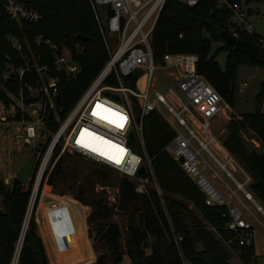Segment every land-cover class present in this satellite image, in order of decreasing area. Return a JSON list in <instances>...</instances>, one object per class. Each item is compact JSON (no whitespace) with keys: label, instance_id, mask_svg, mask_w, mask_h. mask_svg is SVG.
<instances>
[{"label":"trees","instance_id":"1","mask_svg":"<svg viewBox=\"0 0 264 264\" xmlns=\"http://www.w3.org/2000/svg\"><path fill=\"white\" fill-rule=\"evenodd\" d=\"M4 1L6 0H0V99L6 98L4 88L17 90L13 79L5 84L3 73L9 59L6 55L17 63H23L8 40V35L18 37L24 43L25 52H29V48L38 52L44 50L49 57L51 52L47 49L48 46L43 42L39 43L37 37H50L68 47L80 64L79 71L61 83L58 105L62 108L61 116L64 117L110 56L91 0H19L41 14L37 21L13 19L5 11ZM230 18L231 10L217 0H198L195 4H188L183 0H166L152 34V45L155 57L159 60L166 52H196L199 55L197 70L234 107L240 90L238 66L254 64L264 68V42L259 40V34H242L243 38L253 40L261 46L254 58L227 43L221 30H230ZM217 41L222 42L220 48L227 51L225 67L221 66L215 57L216 51L212 49L213 42ZM263 98L264 81L256 94L254 111L239 116L232 114L222 140L225 147L252 175L250 189L264 206ZM137 115L142 122L143 141L136 138L131 142L146 160L151 159L155 181L162 193L155 186L148 188V193H139L135 190L133 177L124 176L120 180L121 196L118 206L125 213H130L127 218L128 237L125 247L121 243L120 224L111 217L115 204L108 206L102 197L86 200L81 192L77 194L83 201L94 206L89 222L96 230L99 240L105 244L106 251L93 264H121L125 255L131 259L132 264H232L226 240L233 232L225 228L228 217L223 213L226 207L207 205L204 194L166 150V145L175 135V130L166 119L156 111L140 116L139 106ZM50 126L54 130L57 128V124ZM246 129L252 130L256 135L261 150L247 146L242 133ZM47 144L48 140L43 143L40 141L36 150H44ZM59 150L60 147H57L54 157ZM69 159L68 152L60 155L47 172L42 185L55 189L69 177L71 167L76 178L78 165L69 166ZM32 185L33 179L27 185L16 176L9 182L0 178V194L3 195L4 206L0 211V264H13L23 232ZM46 201L42 204L43 214L50 209L49 195ZM82 206L76 203V207ZM51 222L53 219L46 226L52 245L49 253L52 263L66 264L70 262L75 248L84 247L85 240L73 242L62 232L54 236L49 230ZM36 227L35 217L31 216L17 264H48L45 246ZM177 235L182 236L178 242L175 241ZM150 236H154L152 243L149 241ZM254 247L235 245L231 248L237 250L245 264H250L258 259L254 254Z\"/></svg>","mask_w":264,"mask_h":264},{"label":"built area","instance_id":"2","mask_svg":"<svg viewBox=\"0 0 264 264\" xmlns=\"http://www.w3.org/2000/svg\"><path fill=\"white\" fill-rule=\"evenodd\" d=\"M165 1L91 0L110 56L64 117L61 116L62 108L58 105L61 83L73 77L80 69L72 51L50 37L39 35L38 42L48 46L51 56L44 50L33 51L29 46V52H25L24 43L10 34V42L23 63H17L6 55L9 59L3 74L5 78L11 77L9 81L13 79L17 90L7 89L6 98L0 99V137L7 140L9 149L32 146L33 151L37 152V163L31 177V196L35 193L36 185L41 186L50 171V163L54 160L57 147H60L61 152L67 148L73 149L98 164L106 163L119 172L136 178L135 190L139 193H148L149 182L154 183L162 193L155 181L151 159L146 160L131 142L136 138L143 141V127L138 120L137 107H140V116L156 111L175 130L166 150L204 194L207 205L226 207L223 213L228 217L225 228L233 232L226 240L227 245L255 246L256 227L249 216L258 218L249 205L240 199L237 190L241 189L263 216L264 206L250 189L252 175L211 128L214 118L222 111H231L232 107L197 70L199 55L196 52H166L160 60L155 57L152 34ZM183 1L195 4L198 0ZM217 1L231 10L229 32L237 37H242L243 33L246 36L257 34L252 22L248 20L249 9L243 2ZM3 4L5 11L18 21H37L41 16L35 8L19 0H6ZM101 7L104 8L105 17H102ZM261 38L260 36V41ZM156 67L167 69L170 82L164 91L157 90L155 97H151L150 87ZM243 84H247V80ZM107 90L119 93L121 98L107 94ZM121 116L126 119L121 120ZM52 124H57L56 130L47 132ZM193 124H197L205 135H200ZM131 132L135 134L132 139ZM43 139L48 140L47 146L44 150H36ZM193 139L198 142V147ZM102 142L108 144L103 148L107 154L96 150ZM212 142L224 151L225 159H220L210 148ZM203 149L208 156L203 153ZM210 158L234 180L237 188L225 184L226 190H223L218 186L212 175L219 174ZM142 163L146 166L145 175L138 173ZM229 163L234 170L236 165L242 171L243 180L234 175ZM211 170L214 172L211 173ZM13 177V174L7 175L5 181L9 182ZM29 220L27 221L26 212L23 235L17 244L19 249ZM181 239L182 236L177 235L175 241ZM19 249L17 257L15 253L13 264L18 262Z\"/></svg>","mask_w":264,"mask_h":264},{"label":"rangeland","instance_id":"3","mask_svg":"<svg viewBox=\"0 0 264 264\" xmlns=\"http://www.w3.org/2000/svg\"><path fill=\"white\" fill-rule=\"evenodd\" d=\"M243 4L247 9H249L248 20L252 22L254 29L257 34L264 38V0H242ZM102 10V17H105ZM261 41L264 42V39ZM222 42H213L212 49L216 51L215 57L219 61L222 67L226 66L227 61V51L220 48ZM167 69L156 67L154 70V77L152 80V85L150 87L151 97H155V92L157 90L164 91L169 85L170 76L166 74ZM238 84L240 90L236 96V104L232 107L231 111H222L218 116L212 121V132L217 138L224 137L226 133L227 123L232 117V114L239 116L242 113L252 112L255 109V97L257 92L261 88V83L264 81V68L256 66L254 64H240L238 66ZM145 79V75H143ZM247 80V84H243V81ZM2 87V86H1ZM3 88V87H2ZM5 91L7 89L4 88ZM264 107V98L261 104V108ZM197 132L204 136L205 132L193 124ZM181 128L189 134L183 126ZM47 132L53 131L52 126H49ZM244 140L249 148H256L261 150V145L258 138L253 133L252 130L246 129L243 132ZM42 140V139H41ZM43 139L42 143L45 142ZM47 141V140H46ZM196 147L199 146L198 142L193 139ZM210 148L217 154L220 159H225L224 151L216 146L214 142L210 143ZM34 148L32 146H23L21 149L13 148L9 149V144L7 140L0 137V178L5 180V176H16L17 169L29 158L33 153ZM68 152L70 155V161H68L69 166L72 164L78 165V171L76 172V178L74 177L72 168L70 169L69 177L62 183L59 184L55 189L47 188L44 184L39 191L35 192L31 198L27 208V221L31 216L35 217L36 220V232L39 234L43 240L48 264L52 263V257L49 254L52 251V245L49 237L48 227L46 226L48 222L53 219L50 224V233L54 236L62 232L67 234L73 242L77 240H85V245L82 249L75 248L72 254L70 262L66 264H93L95 263L97 257L106 251L105 244L102 240H99L96 230L92 227L89 222V215L93 210V205L83 201L77 196L81 195L86 199L92 198H103L108 206L115 204L114 211L111 217L117 220L121 228V243L122 246H126V241L128 237L127 232V218L130 217V213H125L124 210L118 206V201L121 196L119 192V182L124 177L127 176L112 167H105L102 164L96 163L91 158L80 154L73 149L67 148L63 152L59 150L58 154L54 157V160L50 163L49 170L59 159L60 155ZM203 153L208 156V153L203 149ZM215 164V170L219 176L212 175L215 182L220 188L226 190L225 184L229 185L231 188H237L234 180L226 174V172L217 164ZM229 168L233 171L234 175L243 180L244 174L235 165V170L232 164H228ZM211 173L214 171L211 170ZM128 177V176H127ZM12 180V179H10ZM136 183V179L133 178ZM27 185L29 183H26ZM33 186V185H32ZM148 188L154 187L155 184L149 182L147 184ZM156 187V186H155ZM47 191V194L44 192ZM240 199L249 205L250 209L258 216H262V213L253 201L245 197L244 192L241 189L237 190ZM50 197V209L47 213L43 214L42 204L46 201V197ZM259 201V199H257ZM83 205L82 207H76V203ZM260 202V201H259ZM261 203V202H260ZM191 207L196 210L194 205ZM4 209L3 206V195L0 194V211ZM256 227V245L254 247V254L258 256L256 262L250 264H263L264 260V225H262L254 216H249ZM28 224H26L27 228ZM39 232V233H38ZM217 234V232H216ZM150 243L154 241V236L149 237ZM231 251V261L232 264H245L239 257L237 250L232 249L230 246L227 247ZM150 249L148 248L147 251ZM126 256V255H125ZM121 264H132L131 259L124 257Z\"/></svg>","mask_w":264,"mask_h":264},{"label":"water","instance_id":"4","mask_svg":"<svg viewBox=\"0 0 264 264\" xmlns=\"http://www.w3.org/2000/svg\"><path fill=\"white\" fill-rule=\"evenodd\" d=\"M221 35L223 36L224 40L227 43L233 45L235 48L241 49L242 51L250 55L252 58H254L261 49V46L257 42L250 40V39L237 37L226 29L221 30ZM80 36L85 37L83 35H80ZM8 40L9 41L11 40V35H8ZM10 78H11L10 76H7L5 78V84H8ZM106 93L111 96L116 97L117 99L121 98L119 93L117 92L107 90ZM57 99H59V96H57ZM134 137H135V134L131 132L130 138L132 139ZM36 163H37V152L33 151V153L29 156V158L16 171V177H18L24 184L29 183L34 173ZM102 165L107 168L110 167L106 163H102ZM146 172H147L146 166L144 163H142L138 170V173L141 175H145ZM39 188L40 186L38 187L37 191H39ZM20 249H21V246H20ZM20 249H19V252H20Z\"/></svg>","mask_w":264,"mask_h":264},{"label":"bare ground","instance_id":"5","mask_svg":"<svg viewBox=\"0 0 264 264\" xmlns=\"http://www.w3.org/2000/svg\"><path fill=\"white\" fill-rule=\"evenodd\" d=\"M107 146H108V144H106L105 142H102L100 145H98L96 150L99 151L101 154H107V152L103 150V148H105ZM36 186H37L36 188L38 189V185H36ZM36 188H35V192L37 191ZM18 249H19V246L17 247L16 257H17V254H18Z\"/></svg>","mask_w":264,"mask_h":264},{"label":"crops","instance_id":"6","mask_svg":"<svg viewBox=\"0 0 264 264\" xmlns=\"http://www.w3.org/2000/svg\"><path fill=\"white\" fill-rule=\"evenodd\" d=\"M262 37V36H261ZM263 38V37H262ZM264 39V38H263ZM18 170V169H17ZM256 215V214H255ZM257 216V218H258V220L257 221H259L262 225H264V216L262 215V216H258V215H256ZM124 257H126V259L127 258H129L127 255L126 256H124ZM124 259V258H123ZM123 261V260H122Z\"/></svg>","mask_w":264,"mask_h":264},{"label":"snow or ice","instance_id":"7","mask_svg":"<svg viewBox=\"0 0 264 264\" xmlns=\"http://www.w3.org/2000/svg\"><path fill=\"white\" fill-rule=\"evenodd\" d=\"M99 107V106H98ZM93 115H96V113H93ZM102 119H107V117H102ZM121 120H125L126 117H120ZM109 122H114V121H109ZM118 126H122V125H118ZM99 139V138H98ZM77 143H79V141H77ZM95 150V149H93ZM121 151H123V149H121ZM117 163H119V160L116 161Z\"/></svg>","mask_w":264,"mask_h":264}]
</instances>
